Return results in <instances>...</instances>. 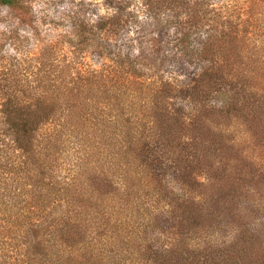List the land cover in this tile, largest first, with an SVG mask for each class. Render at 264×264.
I'll use <instances>...</instances> for the list:
<instances>
[{"label":"trees","instance_id":"trees-1","mask_svg":"<svg viewBox=\"0 0 264 264\" xmlns=\"http://www.w3.org/2000/svg\"><path fill=\"white\" fill-rule=\"evenodd\" d=\"M134 1L137 10L155 25L160 23L164 7L170 12L172 18L164 22L173 26L172 41L180 52L186 49L192 34L199 36L197 24L209 13L216 16L212 21L223 14L232 27L245 24L264 36V0H243L240 7L239 2L229 7L224 0ZM0 8L8 9L21 24H33L29 0H0ZM179 8L186 11L184 20L179 17ZM104 11L97 28L105 32L113 26L116 29L123 6L109 0ZM133 14L137 18L135 11ZM221 33L214 28L205 31L195 49L196 59L206 64L199 79L156 82L137 74L139 62L151 55L142 48L134 59L120 51L103 49L109 63L82 70L74 68L78 55L66 63L57 60L58 41L39 46L35 32L30 37L35 40L32 48H25L23 40L27 37L9 32L7 39L16 54L0 56V144H6L0 148V264H240L236 255L242 250L219 241L228 233L220 228L225 225L224 212L215 210L216 200L206 192L214 188L215 171L207 170L206 148L199 144L202 129L214 120L212 112L226 113L234 108L233 97L223 96L213 83L225 79L222 67H215L211 60L223 48L221 43L227 35ZM71 50L75 51L73 47ZM259 51L263 48L254 50V54ZM228 67L241 70L233 64ZM213 91L214 96H222L219 103L199 110L198 104ZM161 94L185 100L181 116L197 110L191 113L186 127L179 115L167 113V119H161L164 114H159L158 108L165 100ZM90 121L104 124L88 125L92 129L89 133L86 123ZM41 124H48L52 131L44 139L36 135ZM177 127L186 136L172 144L168 135ZM89 134L115 144L117 155L129 158V164L133 161L135 172L154 184L144 186L147 189L142 201L135 202L138 196L134 200L130 167L125 169L116 162L115 170L106 164L100 165L101 171L94 170L96 162L88 158L91 152L96 154L93 148L99 143L95 140L97 146H90L87 153ZM67 142L82 144L83 153L76 158L70 155L71 172L60 178L54 173L53 149L55 144ZM24 174L33 180L30 185L23 182ZM166 176L184 192L165 193L162 213L151 225L149 219H141L139 205H156L158 189L164 188L161 182ZM151 192L154 202L146 199L147 195L152 197ZM116 195H127L125 209L134 218L119 227L117 219L98 210L106 206L119 209L123 201ZM107 199L111 202L106 203Z\"/></svg>","mask_w":264,"mask_h":264},{"label":"rangeland","instance_id":"rangeland-1","mask_svg":"<svg viewBox=\"0 0 264 264\" xmlns=\"http://www.w3.org/2000/svg\"><path fill=\"white\" fill-rule=\"evenodd\" d=\"M29 1L33 20L31 26L21 24L8 9L0 8V56L8 57L16 54L13 51V45L7 39L10 31H13L17 37H27L23 40L25 48H32L31 44L35 40L34 38L30 40V37H33L36 32L38 35H36L35 43L39 46L43 43L59 42L55 50L57 60L62 59L66 63V60L70 61L74 56H80L78 65L74 68L98 69L101 64H108L109 61L105 59L103 49L120 51L134 59L142 48L151 55L137 65V74L141 76V79L180 82L190 78H200L201 69L206 64L197 60L194 52L205 31L214 28L218 34L222 32L221 35H227L221 43L222 50L218 54L214 53L211 59L215 67H222L225 79L224 81L214 80L213 83L217 86V90H222L223 96L233 97L234 108L226 113L212 112L214 120L201 131L199 144L206 148L205 158H209L207 170H214L212 178L216 179L214 188L213 186L210 189L207 188L206 192H209V195L213 194L216 200L215 210L224 212L225 225H220V228H226L228 233H225L224 237H219L221 238L219 241L224 240L227 244L235 245L236 250H242L236 255L239 257L240 264H264V36L260 34V31L254 29L255 32H253V29L245 24L232 27L223 14L218 16L216 21H212L211 18L216 16L209 13L197 24L199 36L192 34L185 43L186 49L180 52L178 45L172 41L175 33L173 26H167L164 22L165 19L172 18L170 12L164 9L165 7L160 13V23L155 25L145 14L137 10L134 0H113L114 3L123 6L124 11L120 17V23L115 25L116 29L113 26L114 30L108 28V32H105L97 28V23L105 12V3L109 0ZM237 2L240 4L237 5ZM226 3L229 7L234 6L235 3L240 7L244 1L224 0V4ZM208 9L211 8L208 7ZM134 11L137 18L133 14ZM177 12L182 20L187 17L185 9L179 8ZM235 23L233 20L232 24L235 25ZM71 47L75 51L71 50ZM260 48H263V51L254 54V50ZM228 64H233L241 70L238 72L230 70ZM215 92H210V95L198 104L199 110L219 103L222 96H214ZM161 96L165 99L160 101L158 108L159 114H164L161 119H167V113L174 116L182 115L185 100L172 95L166 97L161 94ZM95 101L96 99L93 104ZM195 111L197 112L193 108L189 114L185 112V116L180 117L182 125L186 127ZM95 116H92V120H95ZM103 124L87 122L86 132L91 133V125ZM177 126H180L179 123ZM51 133L48 124H41L36 129V135L40 139L46 138ZM168 136L171 143L175 144L183 140L186 135L177 127ZM86 139L90 143L85 144L87 153L90 146L98 145L93 148L96 154L93 155L91 152L88 158V161L96 162L94 170L101 171L100 165L103 164L115 170L116 162L121 163L120 165L125 169L130 167L129 185L132 192H136L134 200L138 196L135 202L142 201L144 190L147 189L144 186H154V184L150 185L148 178L141 177V174L135 172L136 165L133 161L129 164V158L117 155L118 149L115 144H109L108 139L105 142L103 139L100 141L98 135L94 139L92 134H89ZM95 140L99 144L96 145ZM5 146L6 144H0L1 149ZM81 146L82 144L68 142L57 144V146L55 144L53 162L56 165L54 173L58 177L63 178L70 174L71 171H68V168L71 169V166L68 167V163L71 159L69 160V157L74 154L76 158L83 153ZM104 170L105 173L107 169ZM24 176L23 182L25 185H30L33 180L30 181L26 174ZM11 178L10 175L7 176L8 180ZM203 178L201 176L199 180L202 181ZM161 184L164 188L162 190L157 188L160 196L157 197L156 205L148 208L146 205H139L141 219H149L151 225L155 223L159 213H162V206L166 201L165 193L184 192L170 176L164 177ZM150 195L152 197L147 195L146 199L151 198L154 202V192ZM116 197L123 201L119 209L106 206L98 210L106 217L112 216L113 219H117L116 223L119 227L121 223L134 218L131 217V211L125 209L128 203L127 195H116ZM110 202L111 200L107 199L106 203ZM218 207H221V210ZM131 210L133 211L134 207ZM90 211L93 209L90 208ZM51 215L50 212L49 216ZM216 216L223 220L221 214ZM86 217L91 218V216ZM43 219L41 216L40 220ZM231 255H234V252Z\"/></svg>","mask_w":264,"mask_h":264}]
</instances>
